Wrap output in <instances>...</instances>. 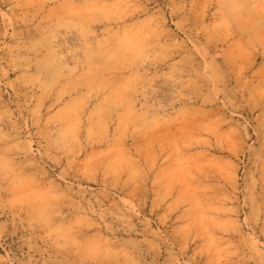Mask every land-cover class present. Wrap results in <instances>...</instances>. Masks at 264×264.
<instances>
[{"label": "rangeland", "instance_id": "obj_1", "mask_svg": "<svg viewBox=\"0 0 264 264\" xmlns=\"http://www.w3.org/2000/svg\"><path fill=\"white\" fill-rule=\"evenodd\" d=\"M0 264H264V0H0Z\"/></svg>", "mask_w": 264, "mask_h": 264}]
</instances>
